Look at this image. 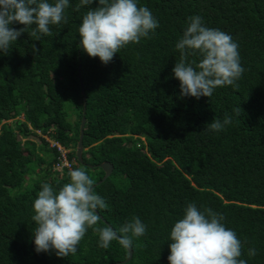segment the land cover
Wrapping results in <instances>:
<instances>
[{
  "label": "trees",
  "instance_id": "trees-1",
  "mask_svg": "<svg viewBox=\"0 0 264 264\" xmlns=\"http://www.w3.org/2000/svg\"><path fill=\"white\" fill-rule=\"evenodd\" d=\"M79 3L69 0L68 22L51 26V36L35 41L28 34L35 26L29 27L7 55L0 54V264H115L128 258L118 241L100 247L92 228L74 254L36 252L37 194L44 183L58 190L70 182L68 172L77 167L87 170L108 205L97 210L98 226L118 230L134 216L147 226L145 235L133 238L132 258L119 264H169L171 229L193 202L224 216L242 242L241 259L264 264V0H137L159 26L108 64L84 50L79 58L78 30L89 10H77ZM97 6L94 0L91 7ZM196 15L233 37L245 69L235 86L199 99L182 97L172 72L180 59L176 43ZM201 59L199 53L187 57ZM84 96L82 163L77 144ZM238 107L239 115L233 112ZM226 114L230 124L208 130ZM104 161L113 172L97 184L105 172L90 165ZM251 248L255 256L248 255Z\"/></svg>",
  "mask_w": 264,
  "mask_h": 264
},
{
  "label": "clouds",
  "instance_id": "clouds-1",
  "mask_svg": "<svg viewBox=\"0 0 264 264\" xmlns=\"http://www.w3.org/2000/svg\"><path fill=\"white\" fill-rule=\"evenodd\" d=\"M80 0L88 11L79 26L80 46L89 57H98L108 64L129 43L150 39L159 26L151 10L138 6L137 0ZM69 0H0V54L7 55L11 45L22 33L33 27L30 34L35 41L51 36V26L67 23L65 10ZM189 24L182 38L176 43L180 59L172 72L180 81L182 97H210L214 89L235 86L245 69L241 65L238 44L228 33L204 25L202 17H189ZM13 23L24 25L19 30ZM34 53L40 50L32 45ZM200 54L199 63L188 62L190 55ZM195 65V66H194ZM242 108L233 109L239 115ZM232 122L230 115L223 122L219 119L208 123V130L221 131ZM70 182L58 190L50 184H42L34 201L36 224L34 235L37 253L55 251L58 257H67L77 251L87 230L99 234V246L108 248L113 241L131 248L133 238L146 234L147 226L137 216L131 218L118 230L110 226H98L101 217L98 209L108 207L104 198L93 190L94 181L83 167L70 169ZM224 216L196 204L189 203L183 218L175 222L170 232L169 264H247L241 259L242 242L234 230L223 223ZM257 254L255 248L249 256Z\"/></svg>",
  "mask_w": 264,
  "mask_h": 264
},
{
  "label": "water",
  "instance_id": "water-1",
  "mask_svg": "<svg viewBox=\"0 0 264 264\" xmlns=\"http://www.w3.org/2000/svg\"><path fill=\"white\" fill-rule=\"evenodd\" d=\"M83 48L80 47L79 49V58H81V52H82ZM79 77H81V65H80V68H79ZM82 93L85 94V90L83 89L82 90ZM86 112H87V102H86V98H85V102H84V109H83V118H82V121H81V125H80V137H79V140H78V144H77V157L79 159V161H81L82 163L83 162V150H84V135H85V125H86ZM90 167H98V168H101L104 172H105V175L103 177V179L101 181H99L97 184H101L103 181H105L113 172V164L110 162V161H104L103 163H100L98 165H90ZM94 188V186H93ZM98 213V212H97ZM133 249L130 248V251H129V256L127 259H125L124 261H121V262H116L115 264H119V263H125L127 262L128 260H130L133 256ZM110 264H113V263H110Z\"/></svg>",
  "mask_w": 264,
  "mask_h": 264
},
{
  "label": "rangeland",
  "instance_id": "rangeland-1",
  "mask_svg": "<svg viewBox=\"0 0 264 264\" xmlns=\"http://www.w3.org/2000/svg\"><path fill=\"white\" fill-rule=\"evenodd\" d=\"M20 118L23 119L24 117L21 116ZM10 122H12V120H10ZM46 138H47V137H46ZM34 140L37 141V144H40V143H41V141H40V139L38 138V136L34 137ZM35 176H36V174H32V177H35ZM31 182H32L31 180L28 181V183H31Z\"/></svg>",
  "mask_w": 264,
  "mask_h": 264
},
{
  "label": "bare ground",
  "instance_id": "bare-ground-1",
  "mask_svg": "<svg viewBox=\"0 0 264 264\" xmlns=\"http://www.w3.org/2000/svg\"><path fill=\"white\" fill-rule=\"evenodd\" d=\"M83 95H85V94H83ZM85 96H84V102H85ZM86 102H87V98H86ZM84 115V114H83ZM83 118V117H82ZM84 150H85V147H84ZM84 150H83V152H84ZM128 251H130V248H128Z\"/></svg>",
  "mask_w": 264,
  "mask_h": 264
}]
</instances>
